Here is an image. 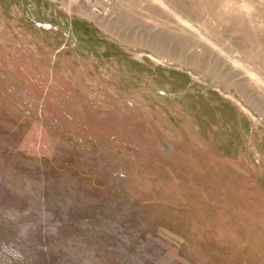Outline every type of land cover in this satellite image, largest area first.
Segmentation results:
<instances>
[{"label":"rangeland","instance_id":"374dc122","mask_svg":"<svg viewBox=\"0 0 264 264\" xmlns=\"http://www.w3.org/2000/svg\"><path fill=\"white\" fill-rule=\"evenodd\" d=\"M0 264H264V0H0Z\"/></svg>","mask_w":264,"mask_h":264},{"label":"crops","instance_id":"0c3cea01","mask_svg":"<svg viewBox=\"0 0 264 264\" xmlns=\"http://www.w3.org/2000/svg\"><path fill=\"white\" fill-rule=\"evenodd\" d=\"M148 47L150 48V43H149Z\"/></svg>","mask_w":264,"mask_h":264},{"label":"water","instance_id":"95a60500","mask_svg":"<svg viewBox=\"0 0 264 264\" xmlns=\"http://www.w3.org/2000/svg\"><path fill=\"white\" fill-rule=\"evenodd\" d=\"M50 28V26H48Z\"/></svg>","mask_w":264,"mask_h":264}]
</instances>
